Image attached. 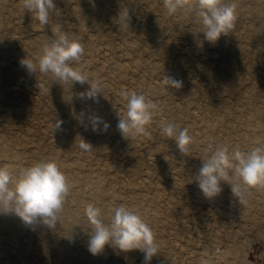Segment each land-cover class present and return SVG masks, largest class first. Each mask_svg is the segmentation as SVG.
I'll return each instance as SVG.
<instances>
[{"label":"rangeland","instance_id":"rangeland-1","mask_svg":"<svg viewBox=\"0 0 264 264\" xmlns=\"http://www.w3.org/2000/svg\"><path fill=\"white\" fill-rule=\"evenodd\" d=\"M82 1L80 15L98 6L94 15L105 21L101 39L76 36L75 15L58 0H0V264H58L49 247L63 238L57 221H71V231L80 232L73 247L91 238L82 249L95 255L89 264L146 263L138 254L143 248L126 241L139 226L146 230L142 244L146 237L165 234L176 264H189L191 250L204 244L218 255L217 264H264V236L240 216L238 202L220 217L223 229L236 236L219 243L212 240L213 230L203 235L194 225L176 234L167 217L169 205L180 215L182 203L196 202L205 204L207 221L215 207L224 206L216 203L217 190L248 184L253 191L261 165L255 157L264 164V127H246L244 119L258 109L261 116L252 121H264V98L258 95L264 86L253 85L249 101L233 92L255 81L247 68L264 67V0H128L129 7L120 0ZM259 3L260 27L252 29L251 10ZM232 4L240 7L238 13ZM146 16L157 35L142 30ZM36 44L43 49L40 57H35ZM54 58L61 59L60 68L52 64ZM119 65L124 72L116 79ZM224 66L232 75L222 71ZM208 67L221 83L207 79ZM48 77L70 96L87 77L96 90H82L80 101L56 107L52 94L41 90ZM231 81L238 85L227 90L224 84ZM96 97L102 106L88 113ZM137 102L143 103L141 110L132 107ZM226 103L234 111L223 113L217 126L213 110ZM148 104L153 106L147 109ZM245 134L249 142L242 141ZM5 149L18 158L12 167L4 168ZM59 166L72 169L65 173L79 193L62 196L57 184L47 183ZM145 178L152 185L142 188ZM261 185L255 195L264 204ZM46 190L59 214L31 195ZM135 196L138 203L132 202ZM182 219L185 226L188 219ZM230 244L233 251L225 252Z\"/></svg>","mask_w":264,"mask_h":264},{"label":"bare ground","instance_id":"bare-ground-1","mask_svg":"<svg viewBox=\"0 0 264 264\" xmlns=\"http://www.w3.org/2000/svg\"><path fill=\"white\" fill-rule=\"evenodd\" d=\"M61 2V4H65L68 7V10L73 13L75 15V29H74V34L76 36H81L83 35V38L87 41L90 42L92 41V39L94 38V36H98L100 39L103 37L104 32H105V21L102 18H97L94 15V11H96L98 9V6L96 4H93L90 8H89V14L87 15H80V7H83V1H77L71 3L72 0H58ZM121 4L124 6H131L132 3L128 0H120ZM171 4V2H168ZM158 5V2L155 1L154 3L150 4L151 8H155ZM170 6V5H168ZM232 9L235 13H238L240 11V7L236 6L235 4H232ZM188 8L191 7V5L187 6ZM24 7H22L23 9ZM168 9V7H166ZM166 8L163 9V11L166 10ZM251 11L254 12V16H256V21H255V25L253 26L252 29H255L256 27H260L259 24V18H260V14H261V7H260V3L254 7ZM79 14L78 18H76V15ZM151 22L149 21L148 16H146L143 20V25H142V30H146L149 31V33H151L153 36L157 35V31L152 29V27L150 26ZM92 27V30H88V28ZM82 38V37H81ZM236 46V44L234 45ZM241 49V48H240ZM42 47L40 45L36 44L35 47V57H40L38 55H40L42 53ZM242 50V49H241ZM236 51V50H235ZM39 60V59H37ZM52 64L54 65V67L56 68H60V65L62 64L61 59L58 58H54L52 60ZM115 64V63H113ZM112 64V66H113ZM263 65V64H262ZM250 67V66H249ZM264 67L260 66L258 67V69H253V68H247L248 69V74L253 75V78L255 79L254 82H252L249 86L246 87H239L237 91H234L233 94H236V96L239 97H244L246 95V99L247 101H249L248 99H250L253 95V90L251 89V87L253 85L259 86V85H263L264 86ZM111 70H114L113 67H111ZM116 71L114 72L115 78L116 79H120V76L122 75V73L124 72V68L120 67V65L115 69ZM205 71V75L207 77L208 80L215 82V83H221V81L219 80V78L216 76V72L213 68L208 67L204 69ZM222 71L224 72H230V69L227 66H224L222 68ZM87 74L89 76V72L87 71ZM121 74V75H120ZM228 75H232V73H228ZM238 85L237 81H231L230 83L226 82L224 84V87L227 90H233L234 88H236ZM155 88L154 86H152L150 89ZM41 90L44 93H51L52 97H53V101L52 102L56 107H64L67 106L69 104V102L71 101V99L73 100H77L80 101L81 100V93L80 91L82 90H87L89 92H93L96 90V84H94V82L92 81L91 77H87V81H83L80 80L78 82L76 91L77 94H74L73 96L67 95L66 91L64 88H62L59 84H55L53 78L48 77L41 85ZM264 91L263 87H260L259 91H258V95L263 96L264 98V94H262V92ZM202 95L204 96H208V94L206 93H202ZM137 98V97H136ZM100 97H96L95 101L93 102V106L88 108V113L90 112H94L98 109L101 108L102 106V102L100 101ZM227 100V98H226ZM230 103V102H229ZM141 102H137L135 105L132 104V107L134 109H142L141 106ZM147 109L151 108L153 105L152 104H148L146 105ZM233 104L228 105L226 103V105H222V106H215L212 108H215L213 110V118L215 120V123L217 124V126L221 125V122H223V113H230L231 111H234V109L232 108ZM239 105H236L234 108L237 109L239 108ZM202 112L204 114H208V107L207 106H201L200 107ZM168 109V108H167ZM261 116L260 111H258V109H252L249 117H247V119H244L245 124L248 123V125L246 127H250V125L253 127V129H260L262 127H264V121H262V123H254L252 120H254L256 117ZM169 123V122H166ZM115 126V125H113ZM248 134H245V137L242 138V141L245 142H249L250 137H248ZM222 138V137H221ZM191 146H194L197 141L193 138L190 139L189 141ZM163 144L160 145V147H162ZM88 146V145H87ZM89 147V146H88ZM4 155L3 157H7L4 158V168H8V167H12L13 163L16 161V159H18L17 157H11L9 156V153L7 152V150L5 149L3 151ZM256 161L258 163H260L261 167L259 166L258 171L256 172V174L254 175V178L256 179V181L254 182V186H253V191L252 190H248L247 188H245L246 185L248 184H231L229 189L227 191H219L217 190V192L215 193L214 197L216 200L217 205H219L220 203H223L224 206L221 207H215L214 208V213L215 215L212 218H208L206 221L205 213L203 212L205 204L204 203H196V202H191V203H182L181 204V214L177 215L174 211L176 209V207L174 205H169L167 207L168 209V214L167 217L169 219V224H170V228L169 230L174 228V232L176 234H181L184 233L186 231H190V225H194L196 227V230L203 234V235H208V232L210 231H214L212 240L219 243L220 240L224 237H230V238H235L236 236V232L235 231H226L223 229V221L220 218L221 215L223 213H228V211L230 209H232V207L234 205L237 204L241 207V214L240 216H242L243 218L247 219L253 226H255L258 231L261 233L260 235L264 236V204H262L259 201V198L256 197V191L258 190H263L262 185L264 184V165L263 162V158L257 156L255 157ZM66 170H72L67 166H59L57 171H54L53 173H50L49 175H47V183H55L59 186V192L62 196H64V192L68 191L70 192L71 190H74V187L71 185L70 183V179H68L67 175H66ZM41 172V171H40ZM40 172L38 173L37 178L39 179L40 177ZM135 170H132V173H134ZM99 178L96 177L95 181H94V188L97 190L98 189V184H99ZM152 185L151 179L150 178H145L140 182V187L142 188H147L150 187ZM232 188V189H231ZM239 190V194L244 192L246 193L245 195H241L240 197H238L235 194V191ZM98 191V190H97ZM32 193V192H31ZM79 193V190H74L72 191V194H76ZM32 197L34 198H42L44 200V208L49 209L50 211L54 212L55 214H59L60 213V208L59 207H55L53 205L50 204V199H52L51 197H49V193L46 190L43 193H39L38 195H36V193H32L31 194ZM40 195V196H39ZM100 196H102V194H99ZM140 201L139 196H135L134 198H132V202L133 203H138ZM199 201V200H198ZM261 203V204H260ZM196 209H201L200 211H196ZM182 216L188 219V223L184 226V221L182 219ZM70 218H73L72 216ZM56 226L59 227L60 229H64L63 232V238L58 240V239H54L52 241V244L49 246L50 250H53V252H55V254L58 256V264H89L91 262L95 261V255L91 252V254L86 255L85 253H87L86 251H83L82 249L86 248L85 245L91 241V238L87 240V242L85 243H81L78 244V248L77 247H73L71 245L72 240H77L78 239V235L80 234L79 231L77 230H72V222L71 221H57L56 222ZM244 224V222H243ZM16 227H19L18 223L15 224ZM243 226V225H242ZM146 230L145 228L139 226L137 227V229L135 230V232L133 233H129L126 234V241L128 243H130L131 245H133L134 247H138V248H143L142 253H138V254H142V256L144 257V259L146 260V263H137L136 261H134L133 264H152L153 261H155L157 264H176L177 263V259L175 257H171V252L173 250L172 247L170 246H165V234L162 232L160 234V236L154 240V238L151 237H146L147 239L144 241V243L142 244L140 242L141 237L145 234ZM191 234V233H190ZM141 235V236H139ZM117 237L120 236L119 231L116 234ZM199 237L202 238V236L199 234ZM186 244H190L192 241V237L189 236L187 239H184ZM125 240H122V242H120V244H123L124 242H126ZM119 244V245H120ZM184 244V245H186ZM208 244H210V242H208ZM215 246H212V248H214ZM225 247V252L226 251H233V245H224ZM82 251H81V250ZM210 249V245H206L204 244V246H200V247H194L191 252H194L192 256H188L187 258L190 260L189 264H217L215 258L218 259V255H214L212 251H209ZM46 252H49V250L47 249ZM182 251L180 250L178 252V255L182 256ZM143 260V259H140ZM143 260V261H145ZM93 264V263H92ZM111 264H118V263H111Z\"/></svg>","mask_w":264,"mask_h":264}]
</instances>
